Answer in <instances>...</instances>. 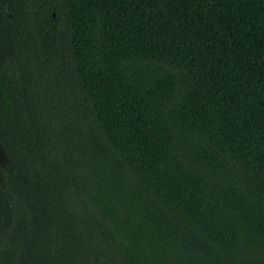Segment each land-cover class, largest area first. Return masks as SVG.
Returning <instances> with one entry per match:
<instances>
[{
	"label": "trees",
	"instance_id": "trees-1",
	"mask_svg": "<svg viewBox=\"0 0 264 264\" xmlns=\"http://www.w3.org/2000/svg\"><path fill=\"white\" fill-rule=\"evenodd\" d=\"M0 264H264V0H0Z\"/></svg>",
	"mask_w": 264,
	"mask_h": 264
},
{
	"label": "rangeland",
	"instance_id": "rangeland-1",
	"mask_svg": "<svg viewBox=\"0 0 264 264\" xmlns=\"http://www.w3.org/2000/svg\"><path fill=\"white\" fill-rule=\"evenodd\" d=\"M0 159L4 160L3 152L0 154Z\"/></svg>",
	"mask_w": 264,
	"mask_h": 264
},
{
	"label": "water",
	"instance_id": "water-1",
	"mask_svg": "<svg viewBox=\"0 0 264 264\" xmlns=\"http://www.w3.org/2000/svg\"><path fill=\"white\" fill-rule=\"evenodd\" d=\"M0 154H2V149H1V147H0Z\"/></svg>",
	"mask_w": 264,
	"mask_h": 264
}]
</instances>
